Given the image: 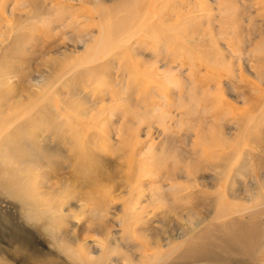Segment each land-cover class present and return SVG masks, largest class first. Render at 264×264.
I'll list each match as a JSON object with an SVG mask.
<instances>
[{"label":"rangeland","instance_id":"rangeland-1","mask_svg":"<svg viewBox=\"0 0 264 264\" xmlns=\"http://www.w3.org/2000/svg\"><path fill=\"white\" fill-rule=\"evenodd\" d=\"M143 1L145 0H0V41L2 43L0 49L1 109L7 108L9 103L10 106H13L11 108L13 113H18L14 115V118H19L24 114L23 110L28 104L29 107L32 108V106L34 107L36 104L35 100L39 99L38 105L40 107L35 105V109L32 108L31 112L28 114L35 115L38 108L41 109L38 116L43 115L42 117H49L50 113L60 114V110L58 109L59 97L52 91V97L50 100H47L45 95L49 94L50 91L48 92L46 88H52V82L55 83L56 79H63L64 72L66 71L65 69L71 71L75 66L79 65L80 62H85V64L89 67L91 66V68L86 69L85 66L82 70H79L80 72L77 74V77L71 83H65V85L61 86L63 92L66 93V91L69 90L75 94H82V92H85L90 96V101L102 102L101 105L104 106L102 111L107 114L105 113V115L100 116L102 117L100 119H110L112 115L111 118L113 119H127L125 122H129V124L125 125L123 128V138L129 141L126 147H122V145L118 146L113 140V133H110L108 130H103L104 133H99L96 141L98 142L99 138V142L103 141L105 146H91V144H86V155L89 160H86L83 164L81 163L84 166L72 167L73 170L71 168L66 169V166H64L63 171L58 172V166L64 163L67 153L63 152L60 148L59 150L57 148L54 150L53 148L57 142L61 144L59 147H63V132H59L61 127L57 126L56 128L54 122L50 123V125H54V128L52 126L46 128L42 125L41 129L45 136H50L48 134L53 132L52 138L49 139L51 143H49L50 145L48 147L47 145H42L40 148H36L34 144L28 147L25 140H21V142L18 143L17 141H7L4 147L0 148L1 152L8 154L12 159L8 161L7 164H5L4 161L0 162V264H72L66 256H62L59 253L56 245L57 241H70L67 231L68 228L61 221L55 224L52 216L46 212H42L43 204L36 203V198L51 200L54 205L63 203V210L65 212L70 211L68 208H72L74 211L75 205L73 203L77 199H87L89 196L88 191H99L100 193H104V190L107 191L112 188L111 190L115 191L114 194L118 195L120 191H125L124 187L127 185V182L134 181L135 168L137 167L135 165V153L143 148L142 145H134L135 139H137L138 136L144 137L143 135L146 134L145 128L149 124V122L145 120L138 126L136 123L139 120L135 118V114L137 110H143L142 105L147 104V101L151 102V99H154L152 102H165L163 99L162 101L155 99L153 94L154 92H159L161 87L158 86V88H156L157 85L155 83L149 85L151 81L145 80V78L148 79L147 76L149 74L147 75L146 73L148 70L149 73L150 70H152L151 73L153 75L157 70L162 72V69H168V66L178 69L174 63L183 62L186 67L185 70H183V74L189 76V74H191L189 72H192L190 77L193 78H196L197 74H200V78H198L201 79V82L205 81L203 78L205 77L207 78L206 81L210 79L211 85L214 86L216 83L211 80L220 76V91L216 96L219 98V101L226 102L224 108L222 107L223 111L219 113L220 117L226 113L227 115L229 114L228 118L230 121L236 119L237 122L240 118H245L250 116V114H254V117L257 115L259 116L256 117V119H264V83L257 79V73L259 76L264 74V0H225L223 4L227 6L225 17L228 18V21L220 27L218 32L215 31L218 29L215 25H218V20H220L218 15L215 12L212 13L207 11V8L205 10L203 5H201L200 8L203 9L205 13L203 12V15H201L203 17H200L201 19L197 18V13L194 12L193 9H189V11H192L191 18H186V20L189 21L186 22L185 20L184 26L177 23L179 21L178 19L175 21L172 19V24H176L175 32L178 31L177 33H175L172 28L167 30V27L171 26L158 24L159 22L157 20L156 27L160 29V34L165 37L163 38L160 35L161 40L156 41L157 45L153 43L155 40L153 42L150 40H143V27L146 26L144 19L145 11H143L146 3ZM201 1H204V4H206V2L210 4L214 2V0ZM185 3L193 6V0H185ZM212 5L215 6V4ZM176 9L172 10V13L176 14V12H178L176 15L178 16L181 11H179L178 8ZM156 11L159 13V6L156 7ZM135 13H137V15ZM141 13H143V15ZM140 14L144 16V18ZM195 17L197 19H195ZM103 27L106 29L105 33ZM178 27L182 34L178 30ZM107 28H109V30ZM161 28L163 32L165 31L164 33ZM185 30H187V34L184 35L183 31ZM101 31L103 34L98 33ZM171 32L174 33H172V37L169 35ZM108 33L109 35L107 36ZM177 34L180 35L178 36ZM120 35L124 38L122 39ZM98 36H100V39ZM101 36L102 39L106 38V40H102ZM178 37L181 39H178ZM95 38L96 41L99 39L98 44H92ZM172 38L175 39L174 42L177 41L175 42L176 44H173ZM169 39L172 40L170 41ZM187 39H189L188 42L189 45L191 44L190 46H188L187 42L182 43L183 40ZM246 39H248L249 42L246 41ZM145 41L150 44H146ZM159 44L162 45H160L162 48L159 47ZM184 44H186V51L188 52L184 55H180L184 59H179V61L181 59L184 61L181 60L179 62L178 58L175 57L174 59L176 60L172 59L171 54L176 51L180 45ZM91 45H95L94 48L96 49L91 48ZM122 45H127V48H125V46L122 47ZM143 45L146 46L144 47ZM152 45L156 46V52L158 51L159 53L153 50ZM148 46L151 47L149 48ZM85 47L86 50H90L85 51ZM166 47L171 48L172 52L168 54V52L163 50V48ZM143 48H147V52ZM132 49H135V51ZM150 49L156 53V59L154 57L155 54L149 51ZM189 49L191 52H189ZM149 52L152 53L150 54ZM191 53L192 56L190 55ZM176 54L179 55V53H175L174 55ZM158 55H160L161 58ZM178 55H176V57H179ZM188 55L192 57L191 60ZM147 56L151 57L148 59ZM199 59L201 60V65H199ZM145 60L150 63L151 60L152 63L157 60L159 63H156L157 65L154 63L153 67L151 66L152 69H149L150 63ZM161 60L163 62H161ZM144 61L146 64L149 63L147 64L149 67H146L147 69L145 70L144 68L147 65ZM190 65L194 66L192 70H189ZM70 66L72 67L71 69L69 68ZM153 69L157 70L154 72ZM90 70H93V72H95L93 74H96L91 75L92 79L93 76L95 78L93 80L88 78L91 77L88 74ZM210 70L213 71L211 72ZM128 72L131 74L129 78H127ZM4 76L11 77L13 84L7 83L5 80L3 81L5 78ZM67 76L69 75L66 73V80L71 81L72 77ZM238 76H242L243 81L240 80V83L237 79ZM37 78H42L43 81L39 86L35 84L32 86L30 79L37 80ZM153 78L154 81H158L156 79L157 77ZM198 78L196 79L198 80ZM113 80H117V83H121L123 80L125 82L127 81L125 87L129 89L126 91L128 94L119 89L118 86H113V83H115ZM154 84L156 85L155 87ZM240 84L243 87H241ZM125 87L124 89L126 90ZM148 88L155 90H149V92ZM74 89L77 90L78 93ZM145 90L148 91V94ZM171 90L165 92L166 90L164 91L162 89V91L159 92L161 93L159 95L164 93L168 95L171 92L169 94V100L175 95H179L178 100H171V102H169L170 104H174L180 99L182 101L190 99L191 101L196 100L199 103L203 102L202 107L205 106V98L204 101H202L199 89L195 88V90H192L189 96H186L183 88ZM197 90L198 92H195ZM240 91L246 95L243 96L245 97V101L238 96V92ZM64 93L62 95H64ZM148 96L152 98H148ZM62 97L64 98L65 96ZM126 97H128L126 99L127 101L125 100ZM254 98L258 99L255 100ZM82 99L83 98L72 97V94H70L64 101L67 102V104L71 103V101L77 104V102H80ZM89 100H86V108L84 110L90 113L89 117L95 116V114L92 113V108H89L87 104ZM112 100H117V103H113ZM50 101H53L51 103H53L55 107L52 106V108H49L51 106H48ZM127 104L129 107H127ZM251 105L252 108H250ZM67 106L73 107L74 104ZM77 106L80 107L79 104H77ZM130 108L133 110V112L131 110V113ZM88 109L90 110L88 111ZM163 111L165 112L166 108H164ZM169 111H172V109ZM199 111L198 108L197 113L200 114ZM224 111L226 112L223 113ZM178 114L179 112L175 113L176 116ZM191 117H189V120L194 124L196 119L202 118V115H196V119L194 116L193 118ZM203 117L206 118L207 116ZM40 120H42V118ZM167 121L168 120H166V122ZM169 121L167 124L172 123V121ZM243 122L244 120L240 121L242 127L246 128L249 124L251 126V129H248L249 132L254 131V133H250V142H247L245 146H243V151L241 152L243 154L239 155L240 162L238 164L231 163L233 155L230 151H224L226 155L220 156V148H216L213 152L215 157L214 161L211 156H208L207 162H204L203 165L200 163L198 165L195 159L188 158V155H183L181 151H179V149L184 147L179 141L181 137L176 134L174 128H169L170 134L174 136V141L176 142H173L168 147L167 143H165L167 147L165 150L167 154H172L173 160H166L167 155L162 152L161 154L164 158L161 156L163 160L157 165V167L159 166L158 168L154 165V171L156 169L159 176L169 172L170 170H168V168L173 169V171L179 170L183 173L177 172L176 174H179L178 176L184 175L183 171L185 170L186 172L188 171L187 169L194 170V172L197 173L195 176L191 177L188 182H182L186 181L184 178L178 181L181 188L183 187L186 189L178 195L182 200L175 199L166 194L161 195L163 213L151 219L149 224L142 226L148 242L151 241L154 243L152 246L146 247L144 250L145 254L149 256L153 255L155 252L159 251V248L162 252L158 254V257L151 264H264V121H259L260 123H254L253 121ZM153 125L156 126V123H153ZM222 129L223 125L216 127L214 130L215 135H220V130L222 131ZM159 131V129L150 130L151 134L153 133L154 141H158L162 138L161 132ZM211 132L213 133V131ZM28 133L33 134L32 132ZM182 133L183 132H181V134ZM241 136H243V134L240 135L239 138H241ZM230 137L237 139L233 134H231ZM143 139L145 140V137ZM238 140L239 139L236 141L233 140L232 142L237 144L239 142ZM110 142L113 145L109 144ZM179 144H181V146H176ZM64 147L66 148L65 145ZM235 147L237 146H232V148ZM91 148L93 149V155L89 153V151L92 152ZM234 156L237 158L236 154ZM82 157L83 156L80 158ZM128 157H131L130 160ZM200 157L203 156L200 155ZM235 157L233 161L236 159ZM110 162H115L117 168H113L112 165L108 167ZM132 162L134 165H132ZM171 164L173 167H171ZM187 164H189V166H187ZM37 165L42 172H46V179L49 180L48 183L54 185V190L45 184L42 194L36 195L32 193L33 202H31V207L23 203L22 209L18 203V196L21 195L18 190L21 189V186L17 185L15 182L16 175H10L7 171L13 170L15 172H22L24 176L30 179L33 174L32 169L36 168ZM214 165L218 167L219 170V176L217 178H214L213 171L208 169V167H214ZM129 168L131 169L129 170ZM111 171L116 173L114 179H101V175L105 177L106 173H110ZM56 173L59 177L61 175L62 178H58ZM226 175L231 177L227 181L225 180ZM202 176H204L205 180ZM143 180L144 183L148 185L138 191L143 192L146 190V192L143 193L147 195V190L150 187L148 180L140 177L138 182L141 181L143 184ZM133 184L135 185L134 182L132 186H134ZM164 184H166V182ZM218 188L223 190L218 191ZM142 189L143 191H141ZM72 192L77 194L75 195L77 199L75 196L74 199H70V205L62 200L57 201V199L64 198L67 193L73 195ZM190 222H194V225L189 227ZM196 222H199V225H197ZM135 226L134 227L137 228V225ZM55 228L58 229V231ZM111 230H113V228ZM233 235L237 237L238 241L236 243L229 242V239ZM187 249L198 253L196 256H187L185 254ZM137 258L138 256L126 258L125 263H127V261L134 263ZM117 261L118 259L114 256L111 262L114 264Z\"/></svg>","mask_w":264,"mask_h":264},{"label":"bare ground","instance_id":"bare-ground-1","mask_svg":"<svg viewBox=\"0 0 264 264\" xmlns=\"http://www.w3.org/2000/svg\"><path fill=\"white\" fill-rule=\"evenodd\" d=\"M78 1H80V0H78ZM224 1L225 0H214V2H212L211 4L208 2H206V4H204V1H201V0L194 1L193 0V6H192V5H187L185 3V0H145V1H143L146 3L144 5L145 8H143L144 9L143 11H145V15H144L145 18H144V16H142L144 12L141 13L142 15L140 14L145 19V25H146L145 27H143V40H150L151 42H153L155 40L153 42L154 45L156 44L157 40H161V36H162L160 34L161 31L159 28L156 27L157 26V24H156L157 20L159 22L158 24H163L164 26H171V27H167V30L169 28L170 29L172 28V29H174L173 31L175 32L176 24L175 25L172 24L173 20L175 21L178 19L180 21V23H179V21L177 23L184 26L186 18L187 17H189V19L191 18L190 16H191L192 11H189V9H193L194 12L197 13V18L203 17L201 15H203L204 11H203V9L200 8L201 5H203L205 10L207 8V11H210L212 13L215 12L218 15L220 20H218V22H219L218 25H215L216 28H218L215 31L218 32L220 27L224 23H227V21H228V18L225 17V13L227 12V9H226L227 6H225V4H223ZM212 4H215V6H213ZM157 6H159V13H157V11H156ZM176 8H178V10L181 11L178 14V16H176L178 12H176V14L172 13V10H175ZM135 14L137 15V13H135ZM195 14H193V15H195ZM136 15H135V17H136ZM140 15H138V16L141 17ZM206 15H207V13H206ZM226 16H227V14H226ZM197 18L195 17V19H197ZM187 21H189V20H186V22ZM190 21H193V20H190ZM118 22H120V21H118ZM143 24H144V22H143ZM179 27H180V25H179ZM179 27H178V30H179ZM214 27H213V30H214ZM104 28L105 27H103V29ZM232 28H233V26H232ZM107 29L109 30V28H107ZM105 30L106 29H104V33H105ZM111 30H112V28H111ZM179 31L182 34L181 30H179ZM162 32H163V29H162ZM177 32L178 31H176L175 33H177ZM183 32H184L183 33L184 35L187 34L186 33L187 30H185ZM98 33L103 34L102 31L98 32ZM167 33H168V31H167ZM172 33L173 32L169 33V35H171L170 37L173 36L174 33L173 34ZM101 34H99V35H101ZM108 35H109V33L107 34V36ZM117 35H119V34H117ZM184 35H183V37H184ZM102 36H101V39H102ZM98 37L100 39V36H98ZM120 37L122 38L121 35H120ZM117 38H118V36H117ZM163 38H165V37H163ZM178 39H181V38L178 37ZM98 40L96 41V38H95L96 42L94 41V42H92V44H94V43L98 44ZM102 40H106V38L102 39ZM102 40H101V42L103 43ZM166 40H167V38H166ZM174 40L175 39H173V44H176L175 42H177V41L174 42ZM188 40L189 39L183 40L182 43L187 42L188 46H190L191 44L189 45ZM246 41L249 42L248 39H246ZM119 42H120V40H119ZM122 42H123V40H122ZM192 42H194V41H192ZM104 43H105V41H104ZM145 43L148 44L149 42L147 43L145 41ZM170 43H169V45H170ZM1 44L2 43L0 41V49H1ZM125 44H126V42H125ZM160 45L161 44H159V47L162 46V45L161 46ZM166 45H167V43H166ZM185 45L186 44L180 45L177 48V50L173 52L174 54L179 53V55L176 54L179 57H176V55H174L173 53L171 54L172 59H174V57H175V58H178V61H179L180 58H183L180 55H184L186 52H188V51H186L187 49H186ZM91 46H90L91 48L96 49V48H94L95 45H91ZM123 46H125V45H122V47ZM126 46H125V48H127ZM148 47L150 48L151 46H148ZM167 47H169V46H167ZM167 47L163 48V50H165L169 54L172 52V50H171L172 46H171V48H167ZM195 47H196V45H195ZM152 48L156 52V46H153ZM161 48H159V49H161ZM199 48H200V46H199ZM104 49H105V47H104ZM143 49H145V48H143ZM84 50L89 51L90 49L86 50V47H85ZM84 50H83V52H84ZM132 50L135 51V49H132ZM146 50H147V48L145 49V51ZM127 51H129V50H127ZM136 51H138V50H136ZM149 51H152V50L150 49ZM143 52H144V50H143ZM152 52H149V53L151 54ZM189 52H191L190 49H189ZM156 53H154L155 55L153 54L154 57L156 56ZM109 55H107V56H109ZM146 55H148V54H146ZM160 55H158V56L160 57ZM190 55L192 56V53ZM190 55H188V56H190ZM164 56H166V55H164ZM191 56H190V58L189 57H186V58H189L191 60L192 59ZM79 57H81V56H79ZM149 57H151V56H149ZM149 57H148V59H149ZM194 58H195V56H194ZM155 59H156V57H155ZM172 59H171V61H172ZM183 59H181V60H183ZM78 60H80V59H78ZM85 60H82V61H85ZM174 60H176V59H174ZM145 61H147V60H145ZM145 61H144V63H145ZM96 62H98V61H96ZM147 62H149V61H147ZM153 62H154V60H153ZM161 62H163V61L161 60ZM189 62H191V61H189ZM189 62H188V64H189ZM149 63H147V64H149ZM154 63L158 64L159 61L155 60ZM154 63H152V60H151V63L149 64L150 67H149V65H147L145 63L147 66H145L144 70L147 69L148 67H149V69H152L151 66L153 67ZM168 63H169V61H168ZM174 64L177 66L178 69L171 68L168 66V69L167 68L162 69V72L156 69L157 72L154 73L153 75L151 73L152 70H150V73L148 70V72H146L147 75L151 74L152 76L148 75L147 76L148 79H146L144 76L143 77L145 78V80H150L152 82L151 83L149 81L150 82L149 85H153V83H155L157 86L154 84V87L156 86V88H158V86H160L161 87L160 91H162V89H163L164 91L166 90L165 92H167V90L169 92L171 89L176 90L177 88H179V89L183 88L186 96H189V94L191 93L192 90H195V88L199 89L201 97H202V101H204V98H205V106L202 107L203 102L199 103L196 100L191 101L190 99L189 100L185 99V101L183 100L184 102L180 99L178 102H176L174 104H170L169 102H171V100H176V99L178 100V98H179V95H175L174 97H172V99L169 100V94L172 92V90L168 95H167V93L159 95V94H161V93H159L160 91L154 92V94L152 93L155 96V99H159L161 101L163 99L165 102L157 103L155 101L152 102V100H154V99H151V100L149 99L152 103L147 101L146 102L147 104L142 105L143 110H137V112L135 114V116H136L135 118H137L139 120V121L137 120L138 122L136 123V124H138V126L141 125L143 123V121H145V120L148 121L149 124L145 128L146 134L143 135L145 137V140L143 139L144 137L142 138L141 136H138L137 139H135L136 141H135L134 145L135 146L142 145L143 148L141 150L137 151L135 153V157H134L135 161H136L135 165L137 166L136 168L133 166L136 169V171L134 170L135 171V178L134 177H133L134 179L132 178L134 180L133 182L135 183V185L133 184L134 186H132L133 182H127V185L125 187L123 186L125 191L124 192L120 191L118 193V195L114 194L115 191L111 190L112 188L108 189L107 191L104 190V193H100L99 191H95V192L88 191L89 196L85 200H83V199L78 200L77 197L75 196V195H77L76 193L72 192L73 195H71L70 193H67L65 195V197L63 196L64 198L57 199V201L62 200V201H65V203H68V205H70L69 200L74 199V196L76 197L77 200L73 203L75 205L74 211L72 210V208H68L70 211H66V212L63 210V205H64L63 203H57L54 205L53 201H51V200H44V199L36 198V203L43 204V209L41 210L42 212H46L50 216H52L55 224H58V222L61 221L68 228L67 231L69 233L70 241H67V242L57 241L56 245L58 247L59 253L62 256H66L72 264H112L111 261L114 258V256H116V259H118V261L115 262L114 264H151L158 257V254L162 253L161 249L158 247L159 251L155 252L153 255L149 256V255L145 254L144 250L146 249V247L152 246L154 243H152L151 241L148 242L142 226L149 224L151 219L156 218L157 216H159L163 213L162 212V197H161V195L166 194L170 197H174L175 199L182 200V198H179L178 195L181 194L186 189H184L183 187L181 188V185L178 183V181L184 178V179H186V181H182V182H188V181H190L189 179L191 177L195 176V174L197 173V172L195 173L194 170L192 171L191 169H187L188 171H186V172H185V170L183 171L184 175L178 176L179 174H176V173L180 172L179 170L173 171V169L168 168V170H170L169 172L163 173L162 176H159L157 173V170L155 169V171H154V169H153L154 165H156V168H158L159 166L157 167V165L164 158V156L161 153L162 152L166 153L165 149L168 146H170L173 142H176V141H174V136L172 134H170L169 128H171V127L174 128L176 130V134L181 137V139L179 141L182 143V146L184 145V147L182 149H179V151H181V153L183 155H188L189 156L188 158L195 159L196 162L198 163V165H199V163L201 165H203L204 162H207L208 156H211V158L214 161L215 157H214L213 152L216 148H218V149L220 148V156H222V155L224 156V154H225L224 151H230L232 153L233 159H234V157H235L234 155L236 154L237 158L235 157L236 159L234 161L232 159L231 163L238 164L240 162L239 161V155L243 154V153H241L243 151V146H245V144L247 142H250L249 141L250 133H254V131L249 132L248 129H251V126L249 124L247 125L246 128H244V127H242V123H240V121L244 120L243 123H246L247 121H253L254 123L259 122V121H264V119H262V120L256 119V117H259V116L255 115L256 117H254V114L253 115L250 114V116H247L245 118H240L237 122H236V119L230 121L228 118L229 114L227 115L225 113L226 111H224L223 113H225V114H223V116L220 117L219 113H221L223 111L222 107L224 108V105L226 104V102H223L221 100L219 101V98H217V96H216L217 93L220 91V84H221L220 78L221 77L218 76V78L217 77L213 78L211 81L216 83V85L212 86L210 81H209L210 79L208 81H206L207 78H205V77H203L205 81L201 82V79H199L200 74L199 75L197 74V77H196V78L199 77L198 80H200V81H198L196 78L190 77L192 72H189V73H191V74H189V76L184 75L183 70H185V68H186L185 63L180 62V63H174ZM193 64H194V62H193ZM207 64H206V68H207ZM73 65H74V63H73ZM164 65H165V63H164ZM199 65H201V60H200ZM85 66H86V69L91 68V66L90 67L87 66L85 64V62H80V64L75 66L71 71H67V69H65L66 71L64 70L65 71L64 72V78L63 79H61V78L56 79L55 83L52 82V85H53L52 88H49V87L46 88L48 90V92L50 91L49 94L45 95L47 100L48 99L50 100V98L52 97V94H51L52 91L54 94H56L59 97L58 109L60 110V114L50 113L49 117H42L43 115L38 116V114L40 113V110H41L40 108L37 109L35 115L28 114L31 112L32 108L35 109V105L39 106L38 105L39 99L38 100L36 99L37 101L35 100L36 104L34 105V107L32 106V108H30L29 104H28L26 106V108L23 110L24 114L21 115L19 118H14V115L18 114V113H15V114L13 113V110L11 109L13 106H10L9 103H8L9 106L5 104L6 106H8L7 108H5V109L0 108V148L4 147V145L6 144L7 141H9V142H16L17 141V143H18V142H21V140H25L28 147H30L31 144H34L36 148H40L42 145H47V147H48L50 145L49 143H51L49 139L52 138L53 132H51V134H48L50 136H45V134L42 133L41 129H42V125L45 126L46 128L49 126H52L54 128L53 124L50 125V123H52V122H54V124L56 125V128H57V126L61 127V130L59 131L60 133L63 132V134H62V136H63L62 142L63 143L61 142L63 144V147L62 146L59 147V145H61V144H58L59 142H57V144L55 143L56 145H54L53 148H54V150L56 148L59 150V148H60L63 150V152L67 153V157L65 156L64 163L59 164V166H58V172L63 171L64 166H66L65 167L66 169H68V168L72 169V167L84 166L82 164L85 163L86 160H89V158L86 155V152H87L86 147H85L86 144H91V146L92 145L93 146H95V145L105 146V144H103V141L99 142L100 141L99 138H98V142L96 141V138L99 136V133L103 132V130H105V131L108 130L110 133H113V140L115 141V143L118 146L122 145V147L123 146L126 147L129 143V141H127V139L123 138V135H124L123 128L125 127V125L129 124V122H125L127 119L126 120H120L117 118L113 119V118H111L112 115L110 116V119H100V118H102L100 116L105 115V113H106V112L102 111L104 108V106L101 105L102 102H93V100H91L92 101L91 102L89 100L90 96L87 95V93L82 92V94H81V93H78L77 90H75V89L74 90L78 94L72 93L71 90H69V89H68L69 91H66V93L63 92L61 86L65 85V83H71L77 77V74L80 72L79 70H82V68H84ZM133 66H135V65H133ZM65 67H67V66H65ZM193 67H194L193 65H190L189 70H192ZM69 68L71 69L72 67L70 66ZM114 69H117V68H114ZM198 69H199V67H198ZM97 70H99V69H97ZM139 70H140V68H139ZM156 70H154V72ZM205 71H207V70H205ZM66 73L72 77L71 81L66 80V78H65ZM84 73H85V71H84ZM93 73H95V72H93V70L92 71L90 70L88 72V74L90 76L96 75ZM130 75H131L130 72H128L127 78H129ZM69 76H67V77H69ZM203 76H205V75H203ZM4 77L5 78L3 79V81L5 80L7 83L9 82L10 84H13V82L11 81V77H8V76H4ZM153 77H157L156 79L158 81H154ZM88 78L89 79L91 78V80L95 79L94 76H93V79H92V76L88 77ZM201 78H202V76H201ZM203 78H202V80H203ZM237 79H238V82L240 80L243 81L242 76H238ZM257 79L260 82L264 83V74H261L259 76L257 73ZM42 81H43L42 78H37V80L36 79H34V80L30 79L32 86H34V84L36 86H39ZM114 82L115 83H113L114 84L113 86H118V88L121 89L123 92H126L127 90H129L125 87V84L127 83V81L125 82L123 80L121 83H117L118 81L115 80ZM144 83H145V81H144ZM241 84H240V86L243 87ZM147 85H148V83H147ZM120 87H122V88H120ZM124 87L126 88V90L124 89ZM149 87H151V86H149ZM151 88L150 89L148 88V91L153 90ZM119 89H117V90H119ZM75 91H73V92H75ZM148 91H146L147 94H148ZM195 92H198V90ZM63 93H64V95H62ZM70 94H72V97L83 98L80 102L79 101L77 102V104H79L81 108L79 106H77V104H75L76 102L71 101V103L67 104V102L64 101V99L66 97H69ZM62 96H65V97L63 98ZM238 96L244 99L245 97H243V96H246V95H244L240 91V92H238ZM109 97H111V96H109ZM116 97H117V95H116ZM150 97L151 96H148V98H150ZM119 98H117V99H119ZM127 98L128 97H126L125 100ZM181 98H182V96H181ZM257 99H255V100H257ZM86 100H89V102L87 104H88L89 108H92V111H93L92 113H94L95 116L89 117L90 113L85 112L86 110H84V109L86 108L85 107L86 102H87ZM167 100H169V101H167ZM116 101L112 100L113 103H117ZM244 101H245V99H244ZM246 101H248V100H246ZM7 102H8V100H7ZM51 102H53V101H50V103L48 104V106L51 105L49 108H52V106L55 107L53 105V103H51ZM126 103H128V102H126ZM242 103H245V102H242ZM73 104H74L73 107L67 106V105H73ZM130 106H132V105H130ZM0 107H2V106H0ZM124 107H126V106H124ZM127 107H129L128 104H127ZM164 108H166L165 112L163 111ZM198 108L200 110L199 111L200 114L202 115L201 119H196V115L201 116L199 113H197ZM250 108H252V105ZM171 109H172V111H169ZM89 110L90 109H88V111ZM131 110L132 109L130 108V113H131ZM226 110L229 111L228 109H226ZM132 112H133V110H132ZM134 112H135V110H134ZM177 112H179V114L176 116L175 113H177ZM230 112H232V111H230ZM251 112H253V111H251ZM192 115L196 119L194 124L189 120L190 119L189 117H191ZM193 116L191 118H193ZM203 116H207V117L204 118ZM232 116H233V114H232ZM94 117H98V118H94ZM41 118H42V120H40ZM166 120H168V121L170 120V121H172V123L167 124L168 121L166 122ZM151 121H154V122H151ZM153 123H156V126H154ZM219 125H223V129H222V131L220 130V135L219 134L215 135L214 130L216 127H219ZM255 126H256V124H255ZM157 128L160 130L159 132H161L162 138L159 139L158 141H154L153 133L151 134L152 131L150 132V130H158ZM211 131H213V133ZM28 132H32L33 134H30ZM181 132H183V133L181 134ZM231 134H233V136H235L237 139H239L238 140L239 142L237 141L239 144L237 142H236L237 144L232 142L233 140L236 141L237 139H234V137L231 138L230 137ZM242 134H243V136H241V138H239V136ZM156 135H157V133H156ZM240 140H242L243 142ZM165 143H167V147H166ZM109 144H111V142ZM52 145H53V143H52ZM64 145L66 146V148L64 147ZM111 145H113V144H111ZM233 145H236L237 147L232 148ZM176 146H181V144L176 145ZM92 148H91L92 152L89 151V153H91L93 155V149ZM166 155H167L166 160H169V161L173 160L172 154L166 153ZM200 155L203 157H200ZM81 156H83V157L80 158ZM161 156H163V158ZM91 158H92V156H91ZM130 158L131 157H128L129 160H130ZM11 160L12 159L10 158V156H8V154L3 153L0 150V162L4 161V163L7 164L8 161H11ZM92 160H94V159H92ZM223 161H224V159H223ZM246 162H247V160H246ZM189 164H187V166H189ZM110 165H112L113 168H117L115 165V162H110L108 164V167ZM132 165H134V163ZM19 166H20V164H19ZM171 167H173L172 164H171ZM246 167H247V164H246ZM161 168H162V166H161ZM244 168H245V166H244ZM130 169L131 168H129V170ZM208 169H211V171H213V177L214 178H217L219 176L218 167H215V165H214V167H208ZM32 170H33V174H32V177L30 179H28L26 176H24L22 172H15L13 170L7 171V173L10 175L11 174L13 176L16 175V181L15 182L17 185L21 186V189L18 190V191H20V194H21L20 196H18V203L20 204L22 209H23V203H26L27 206L31 207V202H33L32 193H34L36 195L42 194L45 184L48 185L49 188L54 190V185L52 183H48L49 180L46 179L47 174L45 171L42 172V170H40V167L38 165L36 168H34ZM72 172H74V171H72ZM57 173H56V175H57ZM180 173L183 174L182 172H180ZM227 174H229V173H227ZM54 177H56V176H54ZM57 177L60 178L61 175H60V177L57 175ZM100 177L102 180H108L109 178L114 179L116 177V173L111 171L110 173H106L105 177L103 175H101ZM140 177L141 178L143 177V179H146L149 182L150 187L147 190V193H148L147 195H145L143 193V192H146V190L143 191V189H142L141 191H143V192L138 191L139 189L148 185V184L146 185L144 183V180H143V184L141 183V181L138 182V179ZM63 178H64V175H63ZM202 178L204 179V176H202ZM230 178L231 177L229 175H226L225 180L227 181ZM65 180H67V179H65ZM191 180H193V179H191ZM137 182H138V184H137ZM165 182H166V184H164ZM195 184L197 186L196 182H195ZM154 187H156V188H154ZM217 190L222 191L223 189L220 190V188H218ZM74 192H76V191H74ZM79 198H81V197H79ZM30 209H34V208H30ZM196 224L199 225V222H196ZM135 225H137V228H135L136 227ZM191 225H194V222H190L189 227ZM112 228H113V230H111ZM56 230L58 231V229H56ZM237 241L238 240H237V237L235 235H233L229 239V242L236 243ZM197 253L198 252H194L193 250L191 251L190 249H187L185 252V254L187 256H190V255L196 256ZM133 254H137V255H133ZM133 256L134 257L138 256V258L136 259V261H134V263H130L128 261H127V263H125L126 258L133 257Z\"/></svg>","mask_w":264,"mask_h":264}]
</instances>
